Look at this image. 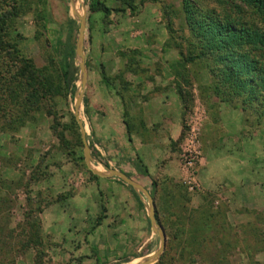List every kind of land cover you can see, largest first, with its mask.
Wrapping results in <instances>:
<instances>
[{
  "label": "rangeland",
  "instance_id": "1",
  "mask_svg": "<svg viewBox=\"0 0 264 264\" xmlns=\"http://www.w3.org/2000/svg\"><path fill=\"white\" fill-rule=\"evenodd\" d=\"M103 1L0 0V264H143L161 228L153 264H264V118L185 60L183 0Z\"/></svg>",
  "mask_w": 264,
  "mask_h": 264
},
{
  "label": "trees",
  "instance_id": "2",
  "mask_svg": "<svg viewBox=\"0 0 264 264\" xmlns=\"http://www.w3.org/2000/svg\"><path fill=\"white\" fill-rule=\"evenodd\" d=\"M117 1L131 10L136 7V0ZM183 6L190 32L185 60L206 62L214 93L222 102L238 103L244 112L263 119L264 0H183ZM89 11L109 15L112 10L103 0H91ZM73 68L68 57L62 79L70 94L76 89ZM58 137L66 142L64 134ZM125 185L138 197L131 185Z\"/></svg>",
  "mask_w": 264,
  "mask_h": 264
},
{
  "label": "water",
  "instance_id": "3",
  "mask_svg": "<svg viewBox=\"0 0 264 264\" xmlns=\"http://www.w3.org/2000/svg\"><path fill=\"white\" fill-rule=\"evenodd\" d=\"M81 40L83 41V36H82V38H81ZM81 41V42H82ZM82 45H81V49L79 50V54H80V56L83 58V64L81 65V68H82V72L85 74V65H84V59H85V57H84V55H83V46H84V44L83 43H81ZM122 176V178L124 179V181H125V183L126 184H128V185H131L133 188H137V186L129 179V178H127L126 176H123V175H121ZM145 193H146V195L148 196V198L149 199H151V196H150V194L146 191V190H144L142 187H140ZM150 218H151V221H152V223H153V225L154 226H157V221H156V218H155V216H153V214L150 216ZM160 228H161V226H159ZM161 233H162V241H163V243H162V248L160 249V251L155 255V257H151V258H149L145 263H143V264H153L154 263V261H155V259H157V258H159L160 256H161V254L163 253V251L165 250V247H166V238H165V236L163 235V232H162V228H161Z\"/></svg>",
  "mask_w": 264,
  "mask_h": 264
},
{
  "label": "crops",
  "instance_id": "4",
  "mask_svg": "<svg viewBox=\"0 0 264 264\" xmlns=\"http://www.w3.org/2000/svg\"><path fill=\"white\" fill-rule=\"evenodd\" d=\"M153 97H155V99H156V94L153 96ZM173 122H171V124H172ZM180 133V132H179ZM123 189L121 190V192H123L124 194H125V196H126V200H128V202L132 205V207H134L135 209L136 208H138V207H140L141 205H140V199H139V196L138 197H136L130 190H129V188L126 186V185H124L123 187H122ZM138 195V194H137ZM124 202V201H123ZM123 205H125V204H123Z\"/></svg>",
  "mask_w": 264,
  "mask_h": 264
},
{
  "label": "built area",
  "instance_id": "5",
  "mask_svg": "<svg viewBox=\"0 0 264 264\" xmlns=\"http://www.w3.org/2000/svg\"><path fill=\"white\" fill-rule=\"evenodd\" d=\"M188 166H193V161H190V162L188 163Z\"/></svg>",
  "mask_w": 264,
  "mask_h": 264
},
{
  "label": "bare ground",
  "instance_id": "6",
  "mask_svg": "<svg viewBox=\"0 0 264 264\" xmlns=\"http://www.w3.org/2000/svg\"><path fill=\"white\" fill-rule=\"evenodd\" d=\"M73 10H74V12H75V8H74V5H73Z\"/></svg>",
  "mask_w": 264,
  "mask_h": 264
}]
</instances>
